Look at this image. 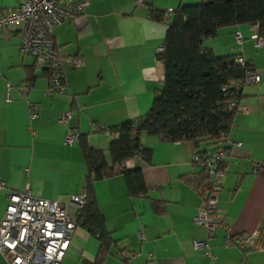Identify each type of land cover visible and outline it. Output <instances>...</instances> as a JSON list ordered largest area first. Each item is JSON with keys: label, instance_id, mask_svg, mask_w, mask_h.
<instances>
[{"label": "crops", "instance_id": "crops-1", "mask_svg": "<svg viewBox=\"0 0 264 264\" xmlns=\"http://www.w3.org/2000/svg\"><path fill=\"white\" fill-rule=\"evenodd\" d=\"M196 1L87 0L82 12L51 28L64 77L63 92L54 95L44 91L45 66L38 67L33 55L19 50L17 29H0V177L5 180L0 187V217L7 193L25 181L32 194L62 198L68 212H76L68 196L84 189L80 139L101 148L109 161L110 134L100 127L145 112L163 76L156 49L166 24L151 17L150 10ZM16 4L17 0H0V9ZM254 30L250 22L224 25L200 40L215 54L240 49L259 72L258 80L240 85V101L247 110H236L227 130L226 138L238 143L224 156L211 215L227 227L220 224L207 235L193 220L206 186L191 161L194 141L144 133L141 140L149 150L148 159L135 153L113 173L92 180L101 225L108 233L102 258L95 264H264V43L253 44ZM71 55L80 56L81 62L73 65ZM6 80L12 83L8 97ZM23 91L37 102L31 118ZM66 108L72 110L68 121L80 131L70 143L63 141L66 123L59 120ZM123 170L131 171L125 175ZM139 227L142 238L136 234ZM249 232L244 246H238L235 238ZM192 238L206 239L213 256L193 248ZM100 247L97 230L79 224L59 264L90 263ZM0 264H9L1 254Z\"/></svg>", "mask_w": 264, "mask_h": 264}, {"label": "trees", "instance_id": "trees-1", "mask_svg": "<svg viewBox=\"0 0 264 264\" xmlns=\"http://www.w3.org/2000/svg\"><path fill=\"white\" fill-rule=\"evenodd\" d=\"M170 12L161 42L163 48L156 53L164 72L147 110L108 127L112 131L107 143L109 161L101 148L80 139L86 165V201L77 216L83 217L88 228L97 230L101 245L94 261L87 264H95L102 258L101 249L108 239L93 197L92 180L113 173L135 153L148 159L149 150L141 140L144 133H154L163 140L189 138L200 151L226 140L237 110L231 101L240 98L239 84L251 65L246 60L237 63L235 52L213 53L200 45L201 38L214 34L220 26L254 21L258 34L264 36V0H199L180 3ZM164 15L163 9L150 10V16L157 20L164 19ZM230 79L237 80L238 85H230ZM123 171L129 175L131 170ZM196 171L206 179L207 186V173L202 168Z\"/></svg>", "mask_w": 264, "mask_h": 264}, {"label": "built area", "instance_id": "built-area-1", "mask_svg": "<svg viewBox=\"0 0 264 264\" xmlns=\"http://www.w3.org/2000/svg\"><path fill=\"white\" fill-rule=\"evenodd\" d=\"M138 1V0H137ZM87 0H17L16 6L8 9H0V29L8 26L17 29L18 48L22 52L33 55L36 65H44L48 71V83L45 88L46 94L54 95L63 92L64 77L61 71L62 56L57 52L51 38V28L65 17H75L83 11ZM170 7L164 8V23L171 16ZM254 27L251 33L253 44L258 46L264 43V36L257 32V22H250ZM237 42H240L241 34L235 32ZM163 48L162 43L157 46L156 53ZM73 65L81 62L80 56H70ZM234 59L243 64L244 58L241 50L235 51ZM259 79V72L253 68L245 70L240 84ZM230 85H238V81L230 79ZM12 87L9 80L5 82L6 97ZM22 96L29 106V118L36 113L37 102L29 100L27 92ZM231 103L237 110H247V106L240 98H233ZM79 107L78 104L75 106ZM72 110L66 108L61 111L59 120L66 123L63 141L70 143L79 135V129L70 123L69 117ZM28 128L33 132V129ZM106 133L112 131L106 127H100ZM235 143L226 140L223 143L212 146L207 151L194 148L191 161L207 173L209 181L204 190L202 202L197 206L193 214V220L202 225L207 235L214 232L218 225L227 227L221 220L213 219L212 213L216 208L217 192L221 186V178L224 173L223 159L228 153L229 147ZM257 165V164H256ZM5 185V180L0 177V187ZM76 204V212L71 214L66 208V202L59 197H44L32 194L25 181L21 188L10 190L6 195V204L0 217V254L9 264H59L62 255L68 247L71 235L77 225L88 228L83 222L82 216H77L80 208L86 201V192L83 189L77 194L68 196ZM81 222V223H80ZM83 222V223H82ZM136 234L143 237L141 227L137 228ZM250 232L235 238V243L243 247L248 240ZM192 247L199 249L202 254L212 257L210 245L206 239H191ZM121 258L125 257L124 250L118 252ZM152 256V251L148 253Z\"/></svg>", "mask_w": 264, "mask_h": 264}]
</instances>
